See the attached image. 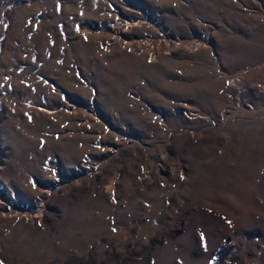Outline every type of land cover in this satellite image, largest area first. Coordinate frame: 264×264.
Here are the masks:
<instances>
[{
	"label": "rangeland",
	"instance_id": "374dc122",
	"mask_svg": "<svg viewBox=\"0 0 264 264\" xmlns=\"http://www.w3.org/2000/svg\"><path fill=\"white\" fill-rule=\"evenodd\" d=\"M0 264H264V0H0Z\"/></svg>",
	"mask_w": 264,
	"mask_h": 264
}]
</instances>
